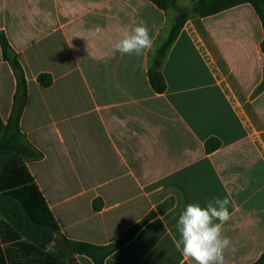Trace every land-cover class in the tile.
Returning <instances> with one entry per match:
<instances>
[{
    "label": "crops",
    "instance_id": "0c3cea01",
    "mask_svg": "<svg viewBox=\"0 0 264 264\" xmlns=\"http://www.w3.org/2000/svg\"><path fill=\"white\" fill-rule=\"evenodd\" d=\"M176 16L149 0H0V35L28 85L20 127L43 154L25 164L69 243L109 245L155 213L104 264H191L174 246L179 213L214 196L232 202L225 264H251L264 254L263 25L251 4L192 16L161 60L157 93L148 72ZM140 23L153 47L113 52ZM17 87L0 43V140Z\"/></svg>",
    "mask_w": 264,
    "mask_h": 264
},
{
    "label": "trees",
    "instance_id": "16d2710c",
    "mask_svg": "<svg viewBox=\"0 0 264 264\" xmlns=\"http://www.w3.org/2000/svg\"><path fill=\"white\" fill-rule=\"evenodd\" d=\"M149 1L161 10L174 9L177 12L168 38L158 49L157 58L160 60L165 59L185 23L192 16L208 17L238 5L251 4L264 29V0H192L189 8L179 6L176 0ZM0 43L4 59L14 69L18 82L14 107L0 140V264H78L76 255H86L94 264H104L106 258L129 243L155 213L148 215L109 245L70 242L69 249L52 248L58 253L47 250L53 233L58 237L62 236L46 199L25 164L26 161L43 157L27 140L20 127L28 101L27 80L19 58L12 56L8 39L3 33L0 35ZM261 46L264 52V39ZM148 76L154 91L162 93L166 90V80L159 68H150ZM38 82L44 87H49L52 79L49 75L42 74L38 77ZM263 88L264 80L259 89ZM211 148L208 144V149ZM159 209L163 211L164 207ZM4 252H7V258ZM251 264H264V254Z\"/></svg>",
    "mask_w": 264,
    "mask_h": 264
},
{
    "label": "clouds",
    "instance_id": "9594fccd",
    "mask_svg": "<svg viewBox=\"0 0 264 264\" xmlns=\"http://www.w3.org/2000/svg\"><path fill=\"white\" fill-rule=\"evenodd\" d=\"M152 47L150 29L144 23L124 31L121 38L112 44L113 52H119L122 56H140ZM231 203L228 197L214 196L204 206L195 202L182 207L176 222L179 238L174 240V246L184 261L191 264H225V253L231 241L223 233L224 225L231 219ZM159 219L163 221L164 218ZM52 235L49 247H55L59 239L55 233ZM231 251L234 253L236 249L233 247Z\"/></svg>",
    "mask_w": 264,
    "mask_h": 264
},
{
    "label": "water",
    "instance_id": "95a60500",
    "mask_svg": "<svg viewBox=\"0 0 264 264\" xmlns=\"http://www.w3.org/2000/svg\"><path fill=\"white\" fill-rule=\"evenodd\" d=\"M161 60L160 59H155L154 60V66L156 67V68H159L160 67V65H161ZM70 243L68 242V241H65V240H63V239H58V240H56V242H55V247H57V248H70Z\"/></svg>",
    "mask_w": 264,
    "mask_h": 264
},
{
    "label": "rangeland",
    "instance_id": "374dc122",
    "mask_svg": "<svg viewBox=\"0 0 264 264\" xmlns=\"http://www.w3.org/2000/svg\"><path fill=\"white\" fill-rule=\"evenodd\" d=\"M0 205H1V203H0ZM2 206V205H1Z\"/></svg>",
    "mask_w": 264,
    "mask_h": 264
}]
</instances>
